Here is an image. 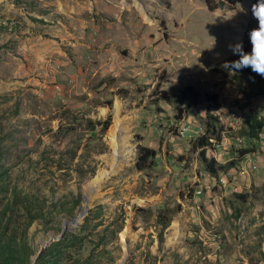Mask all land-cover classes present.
<instances>
[{"label":"rangeland","instance_id":"1","mask_svg":"<svg viewBox=\"0 0 264 264\" xmlns=\"http://www.w3.org/2000/svg\"><path fill=\"white\" fill-rule=\"evenodd\" d=\"M255 3L210 11L201 0H0V170L8 190L0 209L15 190L17 239L39 214L25 236L34 254L52 234L83 236L62 264H264V148L256 142L250 154L255 169L236 154L251 148L243 132L264 100L244 101L248 73L222 67L237 59L229 44L250 51ZM33 26L51 29L65 50L43 85L24 84L3 65L7 35ZM65 30L94 38L72 46L62 42ZM179 109V127L196 128L206 112L219 119L221 141L210 140L207 157L234 168L206 174L194 138L173 126ZM115 126L126 130L132 153L113 164ZM140 148L156 152L143 171L135 166Z\"/></svg>","mask_w":264,"mask_h":264},{"label":"trees","instance_id":"2","mask_svg":"<svg viewBox=\"0 0 264 264\" xmlns=\"http://www.w3.org/2000/svg\"><path fill=\"white\" fill-rule=\"evenodd\" d=\"M205 3L210 11H214L225 7L226 5L234 6L240 0H201ZM248 73L250 79L247 81V86L240 88V94L243 96L244 101L250 102L252 99L264 100V78L252 73L250 69H244ZM240 86V85H239ZM194 96V102L192 105H196ZM193 101V100H192ZM178 114L172 119L174 121L173 126H177L183 117L186 115V110H178ZM247 129L243 132V136L252 141L251 148H245L236 152L239 161H243L248 155L254 154L257 149L256 142L260 141V137L264 135V112L254 116H249L247 119ZM203 134L194 136V141L191 143V147L199 151L200 163L204 168V171L210 177H217L220 172H226L228 169L234 168L235 163L231 162L228 165L221 166L218 162H215L213 158L207 157L209 150L211 149L212 140L215 144H219L221 141L223 127H219V119L210 113H205L204 123L201 124ZM156 157V152L148 148H140L137 153V159L135 166L139 171L146 170L152 165V161ZM3 171L0 170V192L8 191L5 187L4 180L2 178ZM7 186V185H6ZM11 199L8 200L3 208L0 209V264H62L63 260L69 258V254L66 249L81 245L83 236L81 234H64L62 239L49 244L45 249L39 253L34 254L31 245L28 244L25 236L28 229L32 225L34 219H38L39 214L30 216L28 222L24 225V237L17 239L15 230L12 226V218L14 216L15 208L17 207L18 200L17 192L12 190L10 192ZM33 206L26 207L25 215H32ZM3 219L4 222H3ZM89 218L86 217L84 225L88 222ZM44 224H47L48 220L43 219ZM84 229V227H82ZM69 244V245H68ZM34 256V259H33ZM89 260V258H87ZM71 264V263H69ZM72 264H77L76 262Z\"/></svg>","mask_w":264,"mask_h":264},{"label":"crops","instance_id":"3","mask_svg":"<svg viewBox=\"0 0 264 264\" xmlns=\"http://www.w3.org/2000/svg\"><path fill=\"white\" fill-rule=\"evenodd\" d=\"M16 23L20 25L19 21H16ZM24 29L25 27L19 28L17 32H12L7 35V39H10L11 42L8 45L9 50L7 49L4 51L5 54L3 55V65L8 66V69H10V72L7 75L10 76L12 73L22 77L20 80L24 84L43 85L47 78L51 77L53 74H56L53 67L58 65L62 54H65V50H60L59 47L54 44L55 37H53L51 29L45 30L43 32V30H40L41 28L39 29L33 26L26 28L25 30H27V32H21ZM64 32H67L68 37L66 36L62 38V42L65 40L72 46L81 45V41H83L81 39L84 38L89 40L85 44H91V40L94 38V35H92L90 31H84L81 34H78V38H76L77 35L75 32L71 33L70 30H65ZM22 35H25L24 39H22ZM110 44L112 46V43ZM13 49H17V55H15V53L12 51ZM76 50L78 49H75L74 51ZM22 82L17 81V83ZM263 144L264 141L261 142V145H257L258 148L263 149ZM247 157L251 156L248 155ZM249 159L250 158L246 159L245 161V163L248 165ZM240 264L246 263L241 262Z\"/></svg>","mask_w":264,"mask_h":264},{"label":"clouds","instance_id":"4","mask_svg":"<svg viewBox=\"0 0 264 264\" xmlns=\"http://www.w3.org/2000/svg\"><path fill=\"white\" fill-rule=\"evenodd\" d=\"M251 11L253 18L258 21V28L248 33L250 51H245L239 42L229 44L230 53L237 59L225 61L222 67L229 72L250 69L252 73L264 78V0H256Z\"/></svg>","mask_w":264,"mask_h":264},{"label":"bare ground","instance_id":"5","mask_svg":"<svg viewBox=\"0 0 264 264\" xmlns=\"http://www.w3.org/2000/svg\"><path fill=\"white\" fill-rule=\"evenodd\" d=\"M185 126V125H183ZM187 126H189L187 124ZM195 129L194 134L200 135L203 134L202 126L199 124ZM193 129H186V136H191L190 133H193ZM126 130L124 129L123 126H115L114 130L112 131L110 137H111V143L113 147V151L111 153V163L116 164L119 160L128 158L132 151L128 148V142L126 139ZM180 137V135H179ZM107 171L105 170L99 171L95 178L93 179V184H96L97 182H100L104 177L106 176ZM85 210H80V213L77 218V223L78 220L80 219L82 213H84ZM71 225V224H68Z\"/></svg>","mask_w":264,"mask_h":264},{"label":"built area","instance_id":"6","mask_svg":"<svg viewBox=\"0 0 264 264\" xmlns=\"http://www.w3.org/2000/svg\"><path fill=\"white\" fill-rule=\"evenodd\" d=\"M175 127H176L177 134H179L180 137H182V138L186 137V129H193L191 126H187V125L180 126V127L179 126H175ZM194 131H195V129H193V136H187V137H189L190 139L194 138ZM248 158H250V157H248ZM254 162H256V161H253L251 158L249 159V166H251L253 169L256 168V164ZM245 173H246L245 170H242V171L239 172L240 175H245ZM224 176L225 177H222V178L219 179V181H220V183L222 185L225 183V179H226V175H224Z\"/></svg>","mask_w":264,"mask_h":264},{"label":"water","instance_id":"7","mask_svg":"<svg viewBox=\"0 0 264 264\" xmlns=\"http://www.w3.org/2000/svg\"><path fill=\"white\" fill-rule=\"evenodd\" d=\"M84 214H85V213H82L81 217H83ZM71 222H72V224H77V222H76L75 220H72ZM64 234H65V230H63V231L59 234V236H56V235L52 234V235L50 236L49 241L46 242V243H44V244L42 245L43 249H45L49 244H51V242H55V241H59V240H61ZM40 251H42V250H40ZM38 253H39V252H38Z\"/></svg>","mask_w":264,"mask_h":264}]
</instances>
